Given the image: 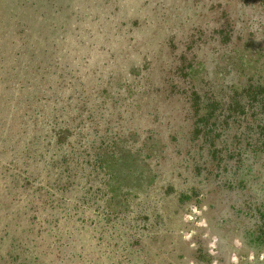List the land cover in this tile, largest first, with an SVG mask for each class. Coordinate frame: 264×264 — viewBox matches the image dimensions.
Segmentation results:
<instances>
[{
  "label": "rangeland",
  "instance_id": "rangeland-1",
  "mask_svg": "<svg viewBox=\"0 0 264 264\" xmlns=\"http://www.w3.org/2000/svg\"><path fill=\"white\" fill-rule=\"evenodd\" d=\"M224 14L229 46L207 37ZM261 31L257 0H0V264H264L244 189L188 173L184 100L167 85L192 42L216 79L229 48L264 47ZM52 125L82 129L64 190L42 162ZM114 136L101 181L94 151Z\"/></svg>",
  "mask_w": 264,
  "mask_h": 264
},
{
  "label": "trees",
  "instance_id": "trees-1",
  "mask_svg": "<svg viewBox=\"0 0 264 264\" xmlns=\"http://www.w3.org/2000/svg\"><path fill=\"white\" fill-rule=\"evenodd\" d=\"M257 1L264 7V0ZM225 18L224 14L223 22L207 34L208 38L215 39L221 46H229L237 41L232 38L234 25ZM201 29L198 31L200 39L206 35L205 29ZM247 34L251 35L252 32L248 31ZM259 35L263 36L264 42V31ZM168 44L170 48L173 46L172 39L168 40ZM192 45L193 42L179 51L176 57L178 63L171 71V82L167 84L168 93L178 92L184 100L182 118L185 120L183 139L187 171L198 178L197 183L201 185L214 184V187L232 193L243 188L245 192L237 194H241L239 205L245 204L251 217L258 219L255 221L258 227H263L264 196H257L251 191L253 185L258 183L256 189H264V180L253 179L251 182L248 177L259 169L264 174V47L253 49L244 43L229 48L226 56L228 66L215 79L206 77L203 67L199 66L201 62L197 63L190 52ZM234 66L236 70L239 69L236 76L232 73ZM77 126L70 129L52 125L48 127L49 132L44 134L47 139L43 136L45 152L42 162L45 168L57 175V186V180H63L61 190L67 185L65 179L70 177L68 173L72 171L69 165L71 162L77 165L81 151L77 149L79 145L81 147V139L71 140L81 136L82 129ZM117 144L114 136V139L103 143L104 147L94 151L93 161L98 172H108L114 162L107 163L104 157L114 158L111 154ZM49 151L50 155L46 156L45 153ZM85 152L81 165L88 169L89 155L88 151ZM109 178L106 174L100 180L108 182ZM247 188L250 191H246Z\"/></svg>",
  "mask_w": 264,
  "mask_h": 264
}]
</instances>
